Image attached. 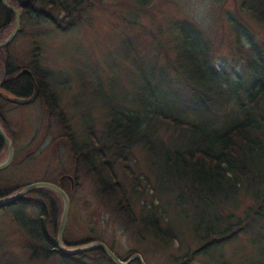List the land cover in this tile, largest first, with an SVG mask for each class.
I'll list each match as a JSON object with an SVG mask.
<instances>
[{
	"label": "rangeland",
	"instance_id": "rangeland-1",
	"mask_svg": "<svg viewBox=\"0 0 264 264\" xmlns=\"http://www.w3.org/2000/svg\"><path fill=\"white\" fill-rule=\"evenodd\" d=\"M240 2L151 0L147 6L138 7L131 0H101L94 2L93 7L70 26L63 24L65 27H58L52 21L39 24L21 21L10 53L21 60V65H27L37 48L40 65L48 71L51 89L57 95L58 104L75 138L79 145L90 151V161L101 167L97 150H102L103 132L109 119L108 108L115 104L121 108H136L139 106V94L148 83L144 89L141 85L150 79L151 85L162 81L158 80L161 78L158 65L154 62L147 65L146 62L152 47L146 31L159 26L165 28L182 18L193 20L206 32L216 64L230 70L227 73L232 77L244 75L240 68L249 44L245 43L238 50L235 45L237 32L244 33L240 34L242 40H245V34L250 36L255 47L262 48L264 52V26L241 13L238 10ZM121 15L137 21L140 26H129ZM14 25L10 26L8 35ZM126 44H131L133 49L128 47L126 50L128 53L131 51L128 58L124 52ZM166 73L160 88V93L166 98H161L150 108L155 112L162 111L164 101H167L171 111L201 118L195 98L176 81L174 72ZM3 75L4 69L0 67V76ZM171 95H177V104L173 103ZM0 106H4L3 101H0ZM232 108V102L224 106L215 103L208 116L214 118ZM4 116L13 136L14 155L11 163L0 170V176L7 179L6 185L0 184V187L6 190L8 186L36 181L53 182L62 174L75 177L74 182H64L70 207L63 236L70 243L90 239L91 242L101 241L124 259L130 253H139L145 264H175V256L192 252L201 245L193 232L194 207L178 204L176 194L166 190L169 184L163 181L156 158L141 146L133 147L124 164L115 162L109 153L104 156L126 192L135 216L134 221H130L102 195L97 180L86 166L74 162L70 144L61 137L63 131L59 117L45 107L42 98L30 104L5 107ZM153 127L155 135L165 143L175 140L178 135L157 123ZM94 139L99 143L96 144ZM7 155L5 148L0 162ZM125 168L133 173V178ZM135 179L139 189L133 182ZM41 199L31 194L23 201L22 209L20 203L0 207V264H111L96 254L83 258L82 262L76 255L64 258L59 251L48 258H32V252L42 251L40 246L44 244V240L35 235V221L39 215L34 203ZM44 200L48 207V201ZM251 204V198L241 194L221 213H232L231 219L236 221L244 217ZM148 212H155L163 220V225L167 223L171 227L175 240L162 242L154 239L144 224ZM258 213L262 215L249 221L246 230L199 251L190 264H264V205ZM43 225L44 235L48 234L50 241L56 242L52 225L45 222Z\"/></svg>",
	"mask_w": 264,
	"mask_h": 264
},
{
	"label": "trees",
	"instance_id": "trees-1",
	"mask_svg": "<svg viewBox=\"0 0 264 264\" xmlns=\"http://www.w3.org/2000/svg\"><path fill=\"white\" fill-rule=\"evenodd\" d=\"M7 1L20 9V21L30 24L52 21L58 27H65L63 24L73 25L93 7L94 2H101V0ZM131 1L138 7L147 6L151 2V0ZM238 10L264 26V0H241ZM121 18L129 26H140L135 20L127 19L123 15ZM12 23H14V13L0 3V40L8 36ZM146 33L152 40L150 57L146 59L147 65L153 62L158 65L161 70V78L158 80L163 81L166 72H174L176 81L195 98L196 110L202 113L201 118H191L183 113L171 111L167 101H164L162 111L155 112L150 107L161 98H166L160 93L162 81H156L154 85H151V79L150 83L145 81L141 87L144 89L148 84L143 93L139 94L138 107L121 108L115 104L108 108L109 119L106 121L102 137L103 151L97 150V155L102 162L101 167H97L89 159L90 151L79 145L75 138L74 131L58 104L57 95L51 89L48 71L40 65L37 48L30 55L27 65H21V60H17L10 53L13 44L11 41L0 48V67L4 69L0 86V101L4 104L3 107L0 106V123L13 139L6 124L4 111L5 107L16 105L6 100L4 95L25 97L31 95L33 84L30 76L18 75L21 68L25 66L32 71L39 86L38 98H42L45 107L58 115L63 131L61 137L70 144L74 162L77 165L86 166L89 173L97 180L102 195L112 201L130 221H134L135 216L128 197L116 179L111 165L104 160V156L109 153L115 162L124 164L131 156L133 147L141 146L156 158L161 177L169 184L166 190L176 194L178 204L186 203L194 207L193 232L195 239L201 245L192 252L175 256L174 259L175 264H190V260L196 253L204 251L215 242L221 243L243 232L248 228L249 221L262 215L258 211H261L264 205V52L262 48L255 47L250 36L245 34V40H242L240 34L244 35V33L237 32L235 45L238 50L245 43L249 46L240 68L245 74L232 77L227 73L230 70L227 71L225 66L216 64L211 42L197 22L182 18L174 20L165 28L159 26ZM128 47L133 50L131 44L124 46L127 58L131 52L126 51ZM143 89L140 88V91ZM172 96L173 103L177 104V95ZM229 102H232L233 106L229 112L216 115L214 118L211 115L208 116L215 103L224 106ZM128 103H132V100H128ZM156 123L175 131L178 134L175 140L165 143L159 139L153 127ZM153 136L154 139H152ZM95 143L99 142L95 141ZM5 148L6 145L0 139V159ZM125 169L133 178V173L128 168ZM74 179L75 177L71 175L62 174L53 183L66 190L64 182L68 180L74 182ZM6 182L7 179L0 176V184L6 185ZM133 182L139 189L137 180ZM24 186L23 184L8 186L9 189L6 190L0 187V198ZM31 194L42 198L34 203L39 215L35 221L37 230L35 235L44 240V244L40 246L42 251L34 250L32 258L39 256L48 258L59 250L56 242L50 241L48 234L44 235L43 224L45 222L52 225L51 229L55 237L62 211L60 197L50 189L37 188L4 207L20 203L22 209L25 204L23 201ZM241 194L250 197L253 204L247 207L244 217L232 221V213L222 214L221 212ZM43 198L48 201V207ZM144 224L151 231L154 239L162 242L175 240L171 227L167 223L163 225V220L155 212L147 213ZM90 240L70 243L63 236V241L68 247L82 245L91 242ZM59 254L64 258L69 255L61 251ZM92 254L103 257L111 264H116L100 248L73 255L84 262L82 259ZM132 254L134 253H130L125 259L119 258L126 260ZM134 261L138 262V260Z\"/></svg>",
	"mask_w": 264,
	"mask_h": 264
},
{
	"label": "water",
	"instance_id": "water-1",
	"mask_svg": "<svg viewBox=\"0 0 264 264\" xmlns=\"http://www.w3.org/2000/svg\"><path fill=\"white\" fill-rule=\"evenodd\" d=\"M1 5L6 8L7 10L14 13V29L11 31V33L3 40H0V48L3 46L8 45L14 38L17 31L20 29V15L21 11L17 6L11 5L7 0H0ZM28 74L31 78L32 84H33V90L30 96H10L5 94L4 98L8 100L9 102L16 104V105H25L32 103L36 100L39 94V86L36 82V80L33 77L32 71L26 67L22 68L18 75ZM3 81V76H0V86ZM0 139L5 143L8 155L7 158L0 162V170L6 168L12 161L13 155H14V146L13 142L6 133L5 129L0 123ZM37 188H47L55 192L62 200V211L60 215V221L59 226L56 234V245L57 249L65 254L73 255L78 254L80 252L89 251L92 249L100 248L104 250L107 255L116 263V264H128L134 260H138L140 264H145L142 256L139 253L132 254L128 259L122 260L120 259L105 243L101 241H94V242H88L82 245H76L72 247H68L65 245L63 241V234L66 227V221L67 216L69 212L70 207V200L68 197V194L64 189H62L60 186L53 182L49 181H36L29 184H26L21 189L15 191L14 193L7 195L5 197L0 198V206H4L9 204L10 202H13L17 200L18 198L24 196L25 194L29 193L30 191L37 189Z\"/></svg>",
	"mask_w": 264,
	"mask_h": 264
}]
</instances>
